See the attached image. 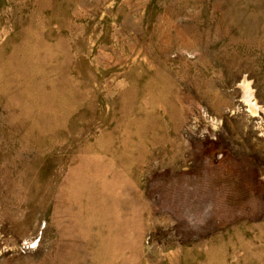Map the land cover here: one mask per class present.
I'll return each mask as SVG.
<instances>
[{"label":"rangeland","instance_id":"374dc122","mask_svg":"<svg viewBox=\"0 0 264 264\" xmlns=\"http://www.w3.org/2000/svg\"><path fill=\"white\" fill-rule=\"evenodd\" d=\"M0 264H264V0H0Z\"/></svg>","mask_w":264,"mask_h":264},{"label":"bare ground","instance_id":"6f19581e","mask_svg":"<svg viewBox=\"0 0 264 264\" xmlns=\"http://www.w3.org/2000/svg\"><path fill=\"white\" fill-rule=\"evenodd\" d=\"M151 76H152V75H151ZM149 78H150V77H149ZM141 82H142V81H141ZM250 102H251V101H250ZM253 106H254V105H253ZM250 108H251V109H253V107H252V106H250ZM94 138H95V137H94ZM100 156H101V155H100ZM63 211H64V210H63ZM63 213H64V212H63ZM111 245H112V244H111Z\"/></svg>","mask_w":264,"mask_h":264}]
</instances>
